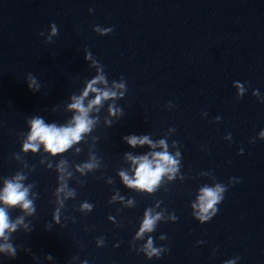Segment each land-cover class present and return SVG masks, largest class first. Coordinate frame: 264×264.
<instances>
[{
  "label": "water",
  "instance_id": "water-1",
  "mask_svg": "<svg viewBox=\"0 0 264 264\" xmlns=\"http://www.w3.org/2000/svg\"><path fill=\"white\" fill-rule=\"evenodd\" d=\"M80 115L62 152L29 139ZM145 157L151 191L127 182ZM8 183L0 264H264V0H0Z\"/></svg>",
  "mask_w": 264,
  "mask_h": 264
},
{
  "label": "clouds",
  "instance_id": "clouds-1",
  "mask_svg": "<svg viewBox=\"0 0 264 264\" xmlns=\"http://www.w3.org/2000/svg\"><path fill=\"white\" fill-rule=\"evenodd\" d=\"M98 79H102V78L98 77ZM91 87L92 85L89 84V88ZM93 90L95 91V89ZM84 95H87V91H85ZM110 95H115V93H111L107 91L102 92L100 95L96 97L95 100L91 102V104H99L102 96L106 98ZM72 107L79 109L80 112L83 114H86L87 112V109L82 107L79 100H77L76 104L72 105ZM74 119L76 121L74 127L61 128V129L56 128L54 125L46 126L43 124L41 120H34L33 131L29 139L36 140L38 138L40 142H43L45 144L46 149L53 154L62 152L67 147H69V145L73 141L79 140L80 134L82 132L88 130V124L90 122L86 120L85 115L77 116ZM145 141H147L146 136L143 137V139H140L139 141L135 136L129 138V143L132 145H135L138 142L144 143ZM25 148L26 149L32 148L33 150H35L36 145L26 144ZM156 155L159 156V158L163 161H166L168 163H174V161H172L171 158L166 153H157ZM142 159L143 162L140 163L136 171V176L138 177V179H136L135 181H127V177H125V180L129 184H135L139 188H145L151 191L152 186L156 184V182L159 180L161 173L164 171V168L158 165L155 169H152L150 167V162L147 160V158L145 157ZM20 187L21 186L19 184L8 183L5 188V195L3 197H0V199H3L5 203L13 204V205L17 204L20 201H23L26 195V190L19 191L18 189ZM219 191H221L219 187L215 191L212 189L203 190V196L201 197V200L202 201L206 200V203L202 204L203 212H207L209 208H212L213 204L219 199L217 195ZM29 203L30 202L26 201L23 206L28 207ZM207 218L208 217H201L202 220ZM152 224H153V220L147 218V214H146V218L141 231L151 230ZM7 227H9V224L7 222V217L5 215L4 210L0 209V235L4 234V229Z\"/></svg>",
  "mask_w": 264,
  "mask_h": 264
}]
</instances>
